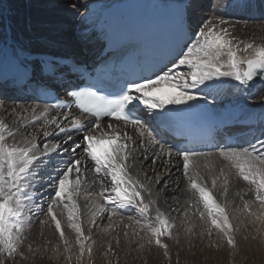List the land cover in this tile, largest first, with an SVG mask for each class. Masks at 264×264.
Instances as JSON below:
<instances>
[{
	"label": "snow or ice",
	"instance_id": "1",
	"mask_svg": "<svg viewBox=\"0 0 264 264\" xmlns=\"http://www.w3.org/2000/svg\"><path fill=\"white\" fill-rule=\"evenodd\" d=\"M261 28L264 29V24ZM234 33V25L229 26L223 18L213 15L198 28L191 29L171 66L164 65L152 75L130 80L113 97L87 88L69 91L70 103L59 101L39 111L37 107H13L9 111L0 103V110L12 118L10 124L0 116V264H18L30 258L28 253L35 258L42 248L49 250L51 241L36 247L26 243L36 221L40 236L45 227L53 228L58 234L59 243L50 250L55 258L64 255L68 264L73 261L83 264L86 257L90 264H95L92 258L97 240L93 231L98 227L104 237H110L106 246L103 243L99 246L103 248L106 264H120L121 237L128 245L125 255L135 251L141 258L139 254L155 247L162 250L167 264H173L169 242L180 245L181 238L176 224L159 202L167 196L175 199L180 191V179L185 183L183 191L187 194L183 216L184 238L189 246L196 235L191 219L195 217L207 226L206 232L198 234L201 240L211 239L215 234L229 249H237L238 229L227 209L231 180L224 168L217 173L214 156L223 160L235 178L246 185V191L235 193L241 200L236 211L252 217L250 223L259 225L257 233H260L264 229V139L256 138L247 147L218 146L216 153L190 148L174 152L172 146L162 143L149 131L140 116L133 115L145 110L153 119L167 120L172 115L169 106L178 108L206 99L191 90L202 85L207 87V82L222 78L247 88L260 78L264 86V42L246 41ZM260 99L264 101V96ZM73 106L84 119L71 111L49 116L50 108ZM88 117L92 119L86 122ZM105 118H108L106 122ZM120 123L124 130L120 129ZM29 125L35 131L27 132ZM129 126L135 137L127 131ZM50 137L52 143L47 142ZM201 160L205 162L206 174H201ZM158 164L159 172L155 167L151 168L152 175L143 171ZM48 167L55 174L43 186L41 171ZM175 173L180 175L173 179ZM46 192L47 200L44 199ZM82 193L91 205L87 228L79 203ZM217 193L222 200L217 198ZM247 195L251 199H245ZM129 209L135 214L126 215ZM114 217L120 219L114 220ZM104 218L108 224L100 227L98 220ZM125 219L130 223H124ZM121 228L123 231H118ZM256 238L242 237L243 240ZM209 247L218 249L220 244ZM143 264H147L146 260ZM175 264H179V252Z\"/></svg>",
	"mask_w": 264,
	"mask_h": 264
},
{
	"label": "bare ground",
	"instance_id": "2",
	"mask_svg": "<svg viewBox=\"0 0 264 264\" xmlns=\"http://www.w3.org/2000/svg\"><path fill=\"white\" fill-rule=\"evenodd\" d=\"M77 0H62L61 3H56L55 0H0V62L2 61H18L22 64H29L36 66L38 59L44 55H55L63 57H79L87 61L94 59L100 52L101 39L106 35V29L113 17L121 12L126 5L133 3L134 0H93L90 4V11L87 12L86 17H81L75 23L78 22L85 25L81 26L80 31L72 30L74 25L71 21H66L68 15L74 16L78 11L73 12L71 3ZM86 1V0H83ZM212 4L210 10L208 6ZM217 5L214 7V5ZM53 9L50 10V7ZM78 6V5H77ZM184 15L181 17V24L186 31L191 34L192 28H198L203 22L211 19L213 15L223 18L228 22L229 26H235V35L244 40H255L257 43L264 42V29L261 25L264 24V0H186L184 5ZM75 8V7H74ZM206 13H202V12ZM209 11V12H207ZM85 15V14H84ZM65 19V20H64ZM80 25V24H79ZM79 30V29H78ZM186 70V69H181ZM209 86H201L199 89L191 90L193 94L206 96V99H198L196 101L189 102V105L169 106V110L172 114L176 110L190 111L194 109H209L212 111H219L222 115V121L228 125L234 123H246L247 127L237 134H241V145L247 147L248 143H255L256 138L264 139V101L260 99L264 96V86L261 84V80L254 82L251 88L240 86L238 82L229 78H222L217 82H207ZM5 95L2 93L0 97V103H4L5 108L9 111L13 107L31 108L37 107L42 109L46 105L42 102H18L9 104L3 100ZM254 105L259 109V112L254 116H247L245 107ZM73 114L84 119L83 114H78L74 110ZM63 111H57L50 108L49 116H58ZM25 115H27L25 113ZM0 116H3L10 124L11 117L8 116L3 110H0ZM62 119V116H59ZM92 118L88 117L87 121ZM107 120H105L106 122ZM166 120L153 119L150 114L146 115V126L149 131L167 146H172L175 152L174 145L168 144L166 139L161 136L163 131L161 130L162 124ZM19 126V125H16ZM37 127L39 125L37 124ZM121 130H124L122 123L119 124ZM27 132L35 131L31 125L26 130ZM127 131L132 133L134 137L136 134L132 132L129 126ZM165 136V135H164ZM232 136V135H231ZM48 143H52V138H48ZM218 152V150H215ZM213 152V151H211ZM204 161L200 162L201 174H206V169L203 167ZM213 163L217 173L219 169L224 168L226 173H229V179L231 185L229 187L228 202L231 204V208L236 210L241 205L239 197L235 196L236 191H246V185L243 181L237 180L228 168L227 164L219 159L217 156L213 157ZM139 167V165H138ZM155 167L159 172L161 171L159 164L155 166H149L144 168L143 171L152 175L151 168ZM54 170L52 167H48L41 171V185L47 186L50 183L49 176H53ZM179 173H175L173 179L179 177ZM88 179L91 181L92 174H88ZM222 179V178H221ZM180 191L176 193L175 199L172 196H167L160 200V207L169 218L176 224L177 231L180 234L181 243L176 245L174 242H169L170 251L173 254V264L176 261V253L179 252V258L184 257L190 264H207L213 257L225 258L224 254H228L230 250L222 240L217 236L213 239L205 237L201 240L198 234L201 231L207 230L206 225L200 224L201 228H197L195 224L198 221L197 218L192 217V224L195 225L194 235L192 237V246H189L188 241L185 240V217L183 211L186 207L185 200L187 194L183 191L185 183L182 179L179 181ZM218 184L220 181L217 182ZM169 184H172V180H169ZM98 190V186H94ZM50 192V190H49ZM218 199H223L216 194ZM48 193L44 194V199L47 200ZM245 199H251L250 195L245 196ZM177 201H179L177 203ZM81 205L82 219L85 228H87L89 219L88 202L83 199V193L79 199ZM255 210L256 205H252ZM129 209L126 213L131 214ZM230 211V209H228ZM240 213L239 211H237ZM230 213V212H229ZM233 213V211H231ZM247 215L243 218L246 220ZM42 218V217H41ZM119 217H114V220H119ZM102 221V222H100ZM251 220H246L240 223L239 221H233L232 223L237 227V239L239 240V247L236 251L237 263H241L244 260V256L250 254V256H260L254 253L259 252L258 241L264 237V229L260 233H257V228L260 227L255 223H250ZM100 227H104L108 224L106 218L98 220ZM124 223H130L126 219ZM191 226V225H188ZM49 229V231L40 239V227L38 221L34 222L31 232L28 235V242L33 243V246H44L46 241H49L51 232H54L53 228L45 227L43 230ZM123 231V229H118ZM131 233V229L128 230ZM206 232V231H205ZM55 233V232H54ZM94 238L97 240V245L94 246L95 264H106L102 255L103 248L99 247L102 243L106 246L107 240L110 237H104L100 233V228H95L93 231ZM214 235V234H213ZM248 235L249 237L256 236L255 240H243L242 237ZM55 237V236H54ZM55 239L59 242L58 235ZM220 244L218 248L217 256L210 251L215 247H209L210 244ZM121 249L118 250L120 256V264H143L146 260L147 264H167L162 257V250L153 247L150 251L139 254L141 258H138V254L133 251L128 255L125 253L128 250L127 242L121 237ZM62 246V245H61ZM53 246H49L48 251H43L35 258H32V254L28 253L29 259L25 261L30 264H67L64 257L55 259H49L48 254ZM135 247V244L132 245ZM205 248L204 254L199 251V248ZM264 258V257H263ZM115 259V258H113ZM264 260V259H263ZM21 264H25L20 260ZM18 262V263H19ZM74 264V261H73ZM84 264H90L89 258H86Z\"/></svg>",
	"mask_w": 264,
	"mask_h": 264
},
{
	"label": "rangeland",
	"instance_id": "3",
	"mask_svg": "<svg viewBox=\"0 0 264 264\" xmlns=\"http://www.w3.org/2000/svg\"><path fill=\"white\" fill-rule=\"evenodd\" d=\"M55 2L56 3H61L62 2V0H55ZM91 3H93V0H86V1H83V0H77L76 2H72L71 4V6L73 7L71 10L73 11V12H75V11H78V13H76L74 16H70V15H68L65 19H66V21H71V23L72 24H74V25H71L72 26V30H74V31H76V33H77V31H80V29H81V26H84L85 27V25H82V24H84V22L82 21V24L80 23V22H78L77 23V25L75 24L76 22H77V20H79L82 16L83 17H86V13L87 12H89L90 11V4ZM78 5V6H77ZM214 5V4H213ZM75 7V8H74ZM211 7H212V4H210L209 6H208V10H210L211 9ZM53 9V6H51L50 7V10H52ZM207 12H209V11H207ZM202 13H206V12H202ZM85 14V15H84ZM64 19V20H65ZM80 24V25H79ZM79 29V30H78ZM209 152H211V151H209ZM217 151H213V153H216ZM88 205H90L89 203H88ZM255 205V204H254ZM227 209H230V211H228V212H230L229 214H230V216L232 217V222L235 220V221H239L240 223H242V222H245L246 220H253V218L252 217H249V216H247L246 217V220L243 218V216L245 217V213H242V212H240V213H238L236 210H233L232 208H231V204L228 202L227 203ZM254 210V209H253ZM231 211H233V213H231ZM130 213H132L133 215L135 214L134 213V211L131 209L130 210ZM100 222H102V221H100ZM195 224H197L198 225V227L197 228H201V226H200V224H201V222L198 220V221H196V223ZM49 231V229H45V230H43V234L45 235L47 232ZM206 231V230H205ZM56 234L57 233H54V232H51V234L50 235H52V236H50V238H49V241H51V244L49 245V246H55L57 243H59L56 239H55V237H56ZM58 235V234H57ZM55 236V237H54ZM41 237L43 238V236H40V239H41ZM213 237H216V235L214 234L213 236H212V239H213ZM28 242V240L26 241V243ZM62 245V244H61ZM60 245V247H61V251L63 250V245L61 246ZM258 250H259V252H255L254 254L255 255H262L263 257H264V239H262V240H260V241H258ZM25 251L27 252V250L25 249ZM199 251L200 252H202L203 254H204V252H205V248L203 247V249L200 247L199 248ZM210 251H212V253L213 254H215L216 256H217V253H218V249L217 248H213V249H211ZM233 251L235 252V254L233 255L232 253H233ZM236 251H237V249H235V250H229L228 251V254L226 255V254H224V256H225V258H222V257H220V258H218V257H213V259L212 260H210L211 262H209L208 261V263L207 264H264V258L263 257H260V256H250V254H247L246 256H244L243 258H244V260L241 262V263H237V261H236V259H237V256H236ZM48 256L50 257H54L55 258V254L54 253H52L51 252V250L49 251V254H48ZM61 257H64V255H61L60 256V258ZM87 258V257H86ZM86 258L84 259V261H83V264H84V262H85V260H86ZM55 259H58V258H55ZM66 260V259H65ZM22 261H27V260H22ZM19 262V261H18ZM66 262H67V260H66ZM18 264H21V262H19ZM25 264H30L29 262L28 263H26L25 262ZM67 264H68V262H67ZM179 264H190V262L187 260V259H185L183 256L182 257H180L179 258ZM199 264V263H198ZM206 264V263H205Z\"/></svg>",
	"mask_w": 264,
	"mask_h": 264
},
{
	"label": "water",
	"instance_id": "4",
	"mask_svg": "<svg viewBox=\"0 0 264 264\" xmlns=\"http://www.w3.org/2000/svg\"><path fill=\"white\" fill-rule=\"evenodd\" d=\"M260 80V78H257V80L255 81V82H257V81H259Z\"/></svg>",
	"mask_w": 264,
	"mask_h": 264
}]
</instances>
